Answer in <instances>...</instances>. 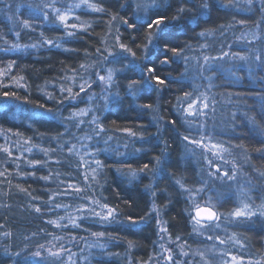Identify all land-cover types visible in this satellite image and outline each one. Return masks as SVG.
<instances>
[{
  "label": "trees",
  "instance_id": "16d2710c",
  "mask_svg": "<svg viewBox=\"0 0 264 264\" xmlns=\"http://www.w3.org/2000/svg\"><path fill=\"white\" fill-rule=\"evenodd\" d=\"M98 2L105 11L79 10V19L73 21L78 25L75 29H65L58 21L54 22L51 14L48 20L43 19L44 12H50V9L42 5L50 4L51 0H4L0 3V72L4 73L0 75V146L9 147L12 151V157L0 151V173L4 174L0 176V264H63V261L70 263V255L75 264H126V257L132 264H146L158 247L160 227L167 229L172 241L179 237L182 243L194 245L199 238L192 231L188 195L180 184L195 189L202 186L203 177L196 162L185 156V147L189 144L183 136L193 135V132L184 123L185 119L191 120L190 117L184 116L177 101L184 99L185 92L191 94V99L204 93L197 91L199 82L204 83L207 73L199 71L204 55L218 56L228 51L264 57L261 0H255L251 9L246 4L225 9L220 6L221 0H211L212 7L203 14L201 0H187L186 3L184 0H163L160 12L149 14L166 15L173 22L174 26L169 27L164 35L171 46L183 49L189 57L187 61L177 58V62L169 65L160 63L163 54L154 47L146 49L149 31L146 27L134 32L123 25L122 17L132 20L136 0ZM182 3L186 11L174 20ZM8 5H11V10ZM57 6L61 7L59 1ZM25 19L31 22L30 29L23 28L20 23ZM242 20L244 24L240 23ZM88 24L91 27L80 30L81 25ZM69 31L75 35L68 37L66 32ZM200 32L210 34L201 37ZM118 34L120 42L126 43L136 53L135 58L128 56V60L141 66H154L158 75L171 76L174 81L160 92H141L134 99L126 95L128 81L120 79V86L112 90L119 93V98L109 97L105 110L101 111V105H98L96 112L105 129L103 137L111 144L127 147L130 152L127 151L125 158H118L106 149L105 154L98 157L103 167H88L87 160L77 153L78 147L71 154L68 151L76 137L72 133L73 119L66 118L84 109L90 96L86 92L92 87L75 97H81L79 103L75 99H64L68 94L62 95L60 89L72 87L73 92H79L78 85L85 80L94 81V73L102 68L103 57L107 55L98 53L97 49L116 44ZM242 34L247 36V40L253 39L252 34L259 39L248 43L245 39H238ZM43 39L59 42L61 47L44 45ZM13 43L21 45V50H8ZM32 44L37 47H30ZM204 44L206 48L201 47ZM9 63H12L11 69H8ZM213 63L224 64L223 71L227 63L234 67L235 72V76L228 74L230 78H226L217 71L213 89L207 92L209 110L206 115L212 116L218 130L222 129L216 135L236 155L226 154L223 159H216L221 169L228 171L233 166L242 171L240 174H245L254 188L253 203L258 206L264 202V177L259 174L264 172V131H261L264 129V99L256 93L264 92V80L250 76L242 61L225 57ZM81 64L89 67L81 69ZM119 67L121 65L117 64L116 68ZM255 71L257 77L264 74L259 69ZM138 73L137 69L136 73L127 75ZM5 92L15 96L5 97ZM49 94L52 99L48 98ZM143 104H151L153 108L140 107ZM46 109H51V112ZM249 117H255L256 125L249 122ZM173 120L177 121L175 125L171 123ZM128 130L135 132L136 136H130ZM29 138L31 143L25 144L24 140ZM28 148H32L31 153ZM40 148L54 151L44 156ZM157 157L164 162L161 167H156ZM28 160H47L48 163L30 167ZM145 164L149 166L147 169H144ZM208 170L209 173L214 172L212 167ZM31 172H35V176L29 175ZM132 172L136 173L135 177ZM49 173L48 180L40 179ZM60 181L64 183L60 184ZM75 187L83 191L77 193L73 190ZM64 189L68 191L64 192ZM58 191L60 194H56ZM53 196L55 198L50 199ZM88 198L115 209L116 222L85 218L76 220L80 227L72 226L69 216L91 215L78 212L80 207L107 211L96 203L89 204ZM232 202V198H228L219 207L220 211H230ZM56 204L61 206L53 207ZM36 207L41 208L40 213L35 211ZM61 216L65 217L63 221L58 219ZM129 217L138 223L132 225ZM141 218L145 222H139ZM49 220H58L69 226L57 228L48 223ZM234 231L241 234L248 246L247 251L238 255L239 258L242 257L246 264L259 258L264 264V219L257 218L234 228ZM92 232L110 234L103 238L109 247L107 252L87 254L91 251L89 245L95 241ZM4 233L10 235L5 236ZM129 241L132 242L131 247ZM41 244L45 249L55 245V251L63 245L70 252H61V259L55 263L45 261L43 256L32 255L36 251L43 254L44 250L39 247Z\"/></svg>",
  "mask_w": 264,
  "mask_h": 264
},
{
  "label": "snow or ice",
  "instance_id": "6c2138e0",
  "mask_svg": "<svg viewBox=\"0 0 264 264\" xmlns=\"http://www.w3.org/2000/svg\"><path fill=\"white\" fill-rule=\"evenodd\" d=\"M3 2L4 0H0V3H3ZM162 2L163 0H136L135 10L133 11L132 20L130 21L128 18L122 17L121 18L122 23L123 25L126 26L127 29H131L134 32L139 31L140 29L145 28V27L149 30L147 33L146 49L154 47L158 52L162 53L163 55H162V58L160 59V63L162 65H169L170 62L175 63L177 62V58L187 61L189 57L184 54L183 49L175 47V46H171L166 36L164 35L167 32L169 27L174 26L173 22L169 21L166 15H158V14L150 15L149 14V13L160 12L161 10L160 5ZM186 2L187 0H184V3ZM184 3H182L177 8V15L176 17H174V20H178L179 17L186 11ZM254 3H255V0H245V4L247 5L248 9H251ZM237 4H238V0H237V3H233V0H227V2H224V0H221L220 6L222 8L229 9V8H237ZM261 4H262L261 11H264V0H261ZM121 6L123 7V5ZM7 7L9 8V10H11V5H8ZM29 7H31V5H29ZM42 7L50 9V12H44L43 14L44 20H48L49 15L51 14V16L54 18V22L58 21L59 24L62 25L65 29L78 28L77 24L75 23L69 24L67 22L70 18H72V14L75 9H81L83 7L92 12H104L105 11V8L100 6L98 0H96V2H94V0H75V2L68 5L64 9L57 6V0H51L50 4H44L42 5ZM211 7H212L211 0H201L200 8H201L202 14L203 12H206L207 10H209ZM141 13H144V15H141ZM75 18L79 19V16H76ZM9 19H12V17L10 16ZM112 19L115 20L116 17L113 16ZM193 19H195V17H193ZM20 23L25 29L31 28V22L27 19L22 20ZM240 23L244 24L245 21L242 20L240 21ZM257 26L259 27V25ZM86 27H91V25L90 24L86 26L81 25L80 30L83 31L85 30ZM153 29H155V31H153ZM208 34L210 33L200 32L199 36L205 37ZM16 35L19 36V32H17ZM41 35L43 36V33H41ZM66 35L68 37H71L75 34L69 31V32H66ZM252 36H253L252 40H247V36L245 34H242V36L239 37L238 39H245L247 40L248 43H253L254 40L259 39V37L256 36L255 34H252ZM115 39L117 41V44L113 45L111 49L106 46L103 50L97 49V52L107 53V55L103 57L104 63L109 64V65L119 64L121 65V67L119 68L108 67L104 70L106 74H103V75L100 74V72L98 71L95 72L94 75L96 76V81L85 80L83 84L78 85L79 92H73L72 87H68V88L61 87L60 89L61 94L63 95L65 92L68 94L67 96L64 97V99H75V97L79 96L80 93L86 92L87 89L91 88L94 82H98L100 85L103 86V89L106 95H103L102 99H104L105 102H107L109 97L115 96L119 98L118 92L113 93L110 90L113 87L118 88L120 86L119 85L120 79H126L128 81V83L125 86L126 95L131 96L134 99L137 98L141 92H146V93L160 92L163 90L164 87L169 86L174 81V78H172L171 76L158 75L157 69L154 66H147V65L141 66L138 64H134L133 60H128V56L135 58L136 53L126 43L120 42L119 34L115 37ZM42 44L49 45V46L54 45L57 48L61 47L59 42H54L50 39H43ZM23 47L27 48L29 47V45H24ZM30 47L35 48L37 47V45L32 44L30 45ZM201 47L206 48L207 45L204 44V45H201ZM117 48L119 49V51H117ZM8 50L19 51L21 50V45L13 43ZM168 52H171L172 55L168 56L167 55ZM225 57H229L230 59H236V60L244 62L250 76L264 80V74L257 77L256 71H255V69H259L262 73H264V57H262L259 54L253 56V55H241L238 52L223 51L218 56L204 55L203 63L200 65L199 71L201 72L215 71L216 68H222V65H215L214 67L213 62L218 61V60L222 61L224 60ZM126 60H127V63H125ZM253 62H255V69L253 68ZM88 67L89 66H86L84 64L80 65L81 69H87ZM11 68H12V63H9L8 69H11ZM137 69L139 70L138 75H135V74L131 76L127 75V73H136ZM227 71H229L231 75L235 76V72L232 71L231 69H227ZM145 73H147V75H145ZM3 74H4L3 72H0V75H3ZM81 78L83 79V77ZM236 78L240 79V77H236ZM20 79L23 80L24 78L21 76ZM208 79L211 82V77H208ZM210 86H211V83H210ZM3 95L5 97L15 96L14 93H10V92H5L3 93ZM256 95L260 97L261 99H264V92H257ZM48 98L52 99L53 97L51 94H49ZM60 102H63V100H61ZM185 103L187 104V107H183ZM177 104H178V107L182 109L185 117H196V116L205 114L204 110L209 107V98L204 93H200L198 97H196L195 99H191V94L188 92H185L184 99L183 100L178 99ZM39 107L44 108V105H40ZM140 107L152 109L153 105L143 104V105H140ZM46 111L51 112V109H46ZM90 111L91 109H87V110L80 109L78 113H73L71 116L67 117L66 119H74L77 115L86 116L88 115ZM40 115H43V113H40ZM98 120H99V117L93 116L91 117L89 121L91 124L96 125V129H98L97 135L105 131L103 125L99 123ZM192 122L193 121L191 120H187V119L184 120V123L188 124L189 126H191ZM249 122L252 123L253 125H256L255 117H249ZM82 123H84V121L79 120L77 121L76 126L78 127L79 124H82ZM171 123L175 125L177 121L173 120L171 121ZM201 127H203V125H201ZM128 131H129L130 136H136L135 132H132L130 130ZM261 131H264V129H261ZM197 134L199 135V131L197 132ZM15 135H19V133H16ZM142 138L143 136H141V139ZM183 139L187 141L188 144L196 145L197 147L204 148L206 150H212V149L218 150L217 152H214L213 155L218 156L221 159H223L222 153L228 151V149L224 148L223 145L221 144L211 143V140H209V143H210V148H209V145L204 143V140H205L204 135H201L200 139L197 140V139L191 138V134L189 133V135L183 136ZM24 143L30 144L31 139L30 138L25 139ZM105 143H107V141H105ZM75 147L76 145L73 144L68 149L70 154L73 152ZM165 147H167V144H165ZM139 150L140 149H137V151ZM0 151H3L4 153H6L9 157H12V151L9 147L0 146ZM27 151L31 153L32 148H28ZM40 151L43 152L44 156H47L49 151H54V149L40 148ZM163 154L164 152L162 149L161 156H163ZM86 155L92 156V162L96 164L97 168L103 167L102 162L96 158L94 153H86ZM17 159H21V158L17 157ZM81 160L83 161V157H81ZM56 162L59 163V161H56ZM27 163L30 167H35L37 165L44 166L48 163V161L47 160H44V161L28 160ZM163 163L164 162L161 159V157L156 158V167H161ZM209 163H211V161H209ZM148 167L149 166L147 164L144 165V169H147ZM93 171L95 172L96 169H93ZM141 171H143V169H141ZM219 171H220L219 168H217V172ZM259 174L262 177H264V172H260ZM2 175L4 174L0 173V176ZM29 175L35 176V172H31L29 173ZM57 175H59V173H57ZM131 175L135 177L136 173L132 172ZM224 175L228 176V173L225 172ZM235 175L236 173L233 172L232 175L229 176L228 178L234 179ZM50 176H51V173H49V176L40 177V179L48 180ZM87 179L88 178L86 176L85 180L87 181ZM92 179L94 180L95 176H93ZM63 183H64L63 181H60V184H63ZM177 183L180 184V181H177ZM180 187L183 189L184 192L188 193V197H189L188 203L190 205L188 209V216H189V221L192 224L193 233L200 235L202 234V231L204 229L210 228L213 225L218 227L219 225L216 222L221 219V216L218 213L215 204L211 202V198H209L207 201H204L203 203H200L195 199V196L203 192L204 188L201 187L197 189H189V188H186L183 184H180ZM69 188H72V186L69 185ZM73 190L77 193H80L83 191V189L80 187H75ZM21 191H26V190L21 189ZM63 191L67 192L68 189H64ZM56 194H60V192L58 191ZM154 195H155V192H153V196ZM54 198L55 196L50 197V199H54ZM77 198H82V197H77ZM88 199H89V204L96 203L102 210L106 209L107 211L106 212L97 211L95 208H92V207H80L77 209L78 212H82L85 214L90 213L91 215L90 216L85 215L81 217L69 216L68 219L72 226L80 227L81 225L77 224L76 220L85 219V218L98 219L100 222H108V223L116 222L117 216L115 214V209L109 207L107 204H99L98 201L93 202L91 198H88ZM250 199L251 198L247 195V193H242L239 199V206L235 207L234 210L231 213H229V215L234 218H243L245 220H250L252 217L258 216V215L264 216V202L258 205L256 210H253L252 204L248 202ZM60 206L61 205L59 204L53 205V207H56V208ZM153 210H155V205H153ZM35 211L37 213H40L41 208L36 207ZM157 215H159V213H157ZM58 219L59 221H63L65 217L61 216ZM129 222L132 225H135L136 223H138V221L133 220L131 217H129ZM139 222H145V221L143 218H141V221ZM48 223L52 224L54 227H57V228H60V227L67 228L69 226L68 224L59 223L58 220H49ZM159 231L161 233H167V229L163 227H161ZM4 235L8 236L10 235V233H4ZM106 235L110 236V234H106L105 232H92V236L97 238V242L90 244L89 247L90 248L99 247L103 249L105 245L98 243V241L99 239L104 238ZM213 238L214 237L211 235L207 237V239L209 240H212ZM161 239H163V236L161 237ZM176 239L179 240V237H177ZM230 239H234V238H230ZM169 240H171L170 235H169ZM215 240L218 241L220 244L227 243V241L221 239L219 235L215 236ZM234 242L239 243V241H234ZM131 246H132V242L129 241V247ZM39 247L40 249H45V245L43 244L39 245ZM53 247H55V245H53ZM240 247H244V245L241 244ZM161 248L163 250L161 254L163 255L166 253L164 257L166 261L171 262V264H180L179 261H173V253L171 249L164 247L163 244H161ZM47 251L49 252L50 256L55 257V258H60L61 252H64V251L70 252V250L64 248L63 245L60 246L59 251H52L50 248L47 249ZM180 254L183 256L189 255V253L184 250L183 245H181ZM17 255H19V253H17ZM32 255L34 257L40 258L41 252L36 251ZM72 255H75V254L73 253ZM194 255H199L202 260L205 259L204 253H195ZM220 255L224 256L226 254L221 252ZM69 261H70V264H75L74 261H71V255L69 256ZM205 264H209V262L205 260ZM222 264H229V261L223 260ZM231 264H243V258L241 257L238 259L237 256L232 255ZM248 264H261V261L256 260L255 262H253L249 260Z\"/></svg>",
  "mask_w": 264,
  "mask_h": 264
},
{
  "label": "rangeland",
  "instance_id": "374dc122",
  "mask_svg": "<svg viewBox=\"0 0 264 264\" xmlns=\"http://www.w3.org/2000/svg\"><path fill=\"white\" fill-rule=\"evenodd\" d=\"M59 1L61 8L64 9L68 5L72 4L75 2V0H57ZM259 2V0H256ZM235 3H237V0H235ZM245 4V0H238L237 5ZM81 9H84L83 7ZM81 9H75L72 14V18H70L67 22L70 23L71 21H77L75 18L78 16V12ZM86 9V8H85ZM88 10V9H87ZM117 44V41H115ZM115 45L114 43H110V49L111 46ZM117 51L119 49L117 48ZM222 65V68H224V64ZM226 66L224 71L222 68H216L215 71H206V76L204 78V83L201 81L197 87V91H204V94L207 95V92L211 91L213 89V82L216 77H218V73H221L224 75L226 78H230L227 75L230 74L227 69H231L232 71L234 70L231 66H229L226 63ZM108 67H115V65H109L104 63L101 69H98L97 71L100 72V74H106L105 69ZM117 67V64H116ZM215 67V64H214ZM208 77H211V82L209 81ZM94 81H96V76L94 78ZM211 83V86H210ZM205 89V90H203ZM89 90V89H87ZM86 90V91H87ZM113 88L110 90L112 91ZM85 92H82V95ZM90 95L86 102L84 104V109H91V111L88 113L86 116H79L77 115L73 119V124H74V130L72 131L73 136L76 137L74 141H76L74 144L76 145L77 153L83 155L85 160H87V165L88 167L96 165L95 163L92 162V156L86 155V153H94L96 158L98 159L99 155L105 154L106 149L108 151H111L114 155H116L118 158H125L128 149L125 146L120 145L119 143L116 144H111L112 142L108 141L106 138L103 137L102 133H99L97 135L98 129H96V125L91 124L89 121L91 117L97 116L99 117V114L96 112L99 110V106L101 105V111L105 110L106 108V103L105 100L102 99L103 95H106L104 92L103 86L100 85L98 82H94L92 84V88L86 92V95ZM81 97H77L75 99V102L79 103L81 100ZM102 103V104H101ZM230 105L228 104V107ZM227 107V105H226ZM209 110V107L204 110L205 114L204 115H199L196 117H190L192 124L189 126V130L193 132V135L191 138L193 139H200L201 135L205 136V140L207 141V144L209 145L210 148V143L209 140H211V143H217L223 145L224 148H227V152H223L222 156L223 158L225 157L226 154H231L232 156H236L233 149H230L229 145H225V143L222 142L221 138L218 137L216 134L217 132H221L222 129L218 130L216 125H214V120L212 116L210 117L209 115H206ZM206 115V116H205ZM210 119V122L207 120ZM82 120L84 123L79 124L77 127V121ZM100 123V120H98ZM210 123V124H209ZM203 125V127H201ZM216 127V129H215ZM199 131V135L197 132ZM210 132V133H209ZM206 135H210L209 137L206 138ZM223 135V134H222ZM88 137V138H86ZM224 140V139H223ZM107 141V143H105ZM80 147V148H79ZM201 149V150H200ZM80 152H79V151ZM186 151V157L192 158L194 162L199 167V173L203 177V182L202 186L204 188V191L199 193L198 195L195 196V199L203 203L204 201H207L209 198H211V202L215 204L216 209L218 213L221 216V219L217 221L216 223L219 225L216 227L213 225L210 228L204 229L202 231V234L197 235L199 237L197 241L195 242L194 245H189L187 243H182L179 240H169V237L167 233H161L160 232V237H159V242H158V247L155 250V253L150 257L149 261L146 264H171V262H168L165 260V254L162 253V248L161 244L164 245V247L169 248L172 250L173 253V261H179L180 264H205V260L209 262V264H222L223 260H228L229 264H231V256L235 255L239 259V254L244 253L247 251V245L246 242L244 241L243 237L241 234H239L237 231H234V228L236 227H242L243 225L249 224L250 222H253V220L257 218L264 219V216H254L250 220H245L243 218H234L229 215L235 207L239 206V199L242 193H247V195L251 198L248 202L252 204L253 210H256L257 205L253 203L254 201V196H253V189L251 186V182L247 180L245 174H240L242 171L236 169L235 167L231 166V168H228V171H225L223 168L221 169L218 165V161L216 158H219L218 156L213 155L214 152H217L218 150L212 149L207 151L204 148L197 147L196 145L189 144V147H185ZM233 159V158H232ZM211 161V163H209ZM213 169V173H209L208 168ZM217 168H219V172H217ZM228 173V176H225L224 173ZM235 172V178L234 179H229L228 177L232 175V173ZM198 187V188H201ZM197 189V188H195ZM188 195V193H187ZM189 198V197H188ZM232 198L233 204L231 205V210L230 211H225L219 209V207L228 199ZM190 207V205H189ZM161 228V227H160ZM165 228V227H163ZM211 235L214 238L212 240L207 239V237ZM219 235V237L223 240H226L227 243L225 244H220L218 241L215 240V236ZM163 236V239L161 237ZM94 238V237H93ZM234 238V239H230ZM94 242H97V238H94ZM103 238L99 239L98 243L104 244L105 247L103 249L99 247H94L91 248V251L89 250L88 253H94V251H99L98 253H103L107 252L108 250V245L103 242ZM234 241H239V243H236ZM243 244L244 247H240V245ZM181 245H183V248L185 251L189 253L188 256H183L180 254L181 252ZM169 246V247H168ZM173 246V247H172ZM172 247V248H171ZM51 249L52 251H55V247L50 246L46 249H43V254L41 252V256L44 257L45 261H50V262H56L57 260L61 258H55L49 255V252L47 249ZM59 251V250H58ZM93 251V252H92ZM223 252L226 255L221 256L220 253ZM195 253H204L205 259H201L199 255H194ZM91 254V255H92ZM105 255V254H104ZM102 255V256H104ZM68 260V257L67 259ZM260 260L259 258L255 259ZM63 261V260H62ZM81 261V260H80ZM261 261V260H260ZM63 264H70L69 262H64ZM126 264H132V262L126 257ZM243 264H246L243 261Z\"/></svg>",
  "mask_w": 264,
  "mask_h": 264
}]
</instances>
